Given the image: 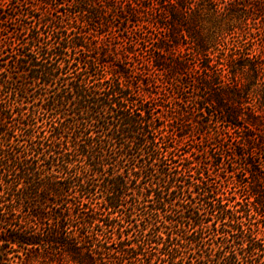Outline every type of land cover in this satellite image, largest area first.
<instances>
[{"label": "trees", "instance_id": "trees-1", "mask_svg": "<svg viewBox=\"0 0 264 264\" xmlns=\"http://www.w3.org/2000/svg\"><path fill=\"white\" fill-rule=\"evenodd\" d=\"M10 262L264 264V0H0Z\"/></svg>", "mask_w": 264, "mask_h": 264}, {"label": "rangeland", "instance_id": "rangeland-1", "mask_svg": "<svg viewBox=\"0 0 264 264\" xmlns=\"http://www.w3.org/2000/svg\"><path fill=\"white\" fill-rule=\"evenodd\" d=\"M75 7L74 6H67L66 5V9H68V10H72V9H74ZM210 110H212V109H210ZM204 119H206V118H204ZM10 264H16V263H14V262H10Z\"/></svg>", "mask_w": 264, "mask_h": 264}]
</instances>
